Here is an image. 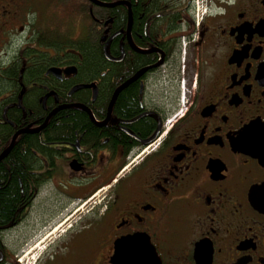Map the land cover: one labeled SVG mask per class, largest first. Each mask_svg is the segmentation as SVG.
<instances>
[{
	"label": "flooded vegetation",
	"instance_id": "af4514ba",
	"mask_svg": "<svg viewBox=\"0 0 264 264\" xmlns=\"http://www.w3.org/2000/svg\"><path fill=\"white\" fill-rule=\"evenodd\" d=\"M117 1L0 0V264L44 199L77 220L42 264H264V0Z\"/></svg>",
	"mask_w": 264,
	"mask_h": 264
},
{
	"label": "rangeland",
	"instance_id": "374dc122",
	"mask_svg": "<svg viewBox=\"0 0 264 264\" xmlns=\"http://www.w3.org/2000/svg\"><path fill=\"white\" fill-rule=\"evenodd\" d=\"M51 1L36 0V6L42 11H45L46 15L49 8L53 5ZM76 3L77 0H73V4L75 5ZM76 5L79 6L78 3ZM84 8H86L85 1ZM56 16L58 17L60 14L57 12ZM76 17L77 14L74 13L73 20ZM85 22H87V17L84 9V24ZM88 24H91V22L88 21ZM92 26L94 25L92 24ZM58 210L59 206H54L51 199L41 200L35 206L29 218H27V227L12 232L8 237L10 249L9 258L11 261L9 264H32V258L36 259L37 257L39 259L34 264H42V259L47 254H51L54 251H63L70 231L67 225L68 223H72V226H74L77 217L76 214L71 216L73 214L71 210ZM69 216H71L70 219L64 223V219ZM28 251L30 252L27 253ZM18 257L21 258V263H19Z\"/></svg>",
	"mask_w": 264,
	"mask_h": 264
},
{
	"label": "water",
	"instance_id": "95a60500",
	"mask_svg": "<svg viewBox=\"0 0 264 264\" xmlns=\"http://www.w3.org/2000/svg\"><path fill=\"white\" fill-rule=\"evenodd\" d=\"M90 2L94 3L95 5L98 6H103V7H114L117 4L122 3V1H117V2H104L100 0H89ZM82 86H78L77 88H80ZM40 126L39 128H42ZM17 136V133L13 136L12 141L8 148L0 155V158L5 156L9 150L11 149L14 140ZM260 191H264V184L259 187ZM135 239L134 238H127L123 241L121 244L120 249L116 251L115 255L112 257V262L113 264H159L156 261V255H151V251L149 247L147 248L146 246H138L134 247L135 245Z\"/></svg>",
	"mask_w": 264,
	"mask_h": 264
},
{
	"label": "trees",
	"instance_id": "16d2710c",
	"mask_svg": "<svg viewBox=\"0 0 264 264\" xmlns=\"http://www.w3.org/2000/svg\"><path fill=\"white\" fill-rule=\"evenodd\" d=\"M102 1H106V2H112L115 0H102ZM119 15H122L121 12H119ZM122 20V18H121ZM92 38V37H91ZM93 39V38H92ZM95 39L90 40L88 39L86 41L87 46L84 45V49L87 50H94L95 49ZM87 57V63H96V54H91L89 53L88 55H86ZM20 157L18 155L17 150L15 149L11 155L8 157L7 160V166L10 167V169L12 170V179L10 182V187L9 190H7L5 192V195H2V199H1V203H0V212H2V214H9L12 208V204L14 203L15 199L17 198V189H16V174L19 170V162H20ZM7 166H0V178H2V175H6L7 174V170L4 167ZM0 216V217H4V216Z\"/></svg>",
	"mask_w": 264,
	"mask_h": 264
}]
</instances>
